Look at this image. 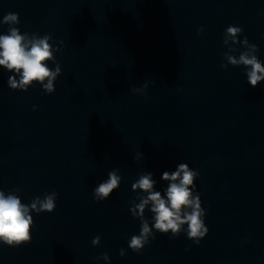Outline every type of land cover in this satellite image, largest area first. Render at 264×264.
Wrapping results in <instances>:
<instances>
[{"label": "clouds", "instance_id": "obj_1", "mask_svg": "<svg viewBox=\"0 0 264 264\" xmlns=\"http://www.w3.org/2000/svg\"><path fill=\"white\" fill-rule=\"evenodd\" d=\"M0 23L8 25L7 32L0 34V68L14 73L7 80L8 87L26 92L30 87L39 84L46 94L54 93L55 81L62 74V69L55 56L61 49L54 47L56 42L53 36L45 34L41 37L39 33H21L16 27L20 24L18 13L10 12L4 15ZM203 31V27H200L197 29V35H202ZM243 31L242 27L234 25H229L225 29L223 44L228 46V51L223 53V59L227 63L221 64V68L227 69L228 65L243 66L247 83L255 88L264 82V62L256 55L259 51L258 46L250 43L247 36L243 41L239 40ZM60 44H63V41ZM238 44L246 50L240 51L235 47ZM236 53H239L238 58ZM49 62L55 64L54 69L49 67ZM149 83L153 81H146L143 87L132 88V93L146 96ZM35 109L36 106H33L34 111ZM142 156V153H138L134 159L139 160ZM118 173L119 169L109 171L107 179L94 187L95 201L109 199L114 190L120 187L122 177ZM199 176L200 173L190 168L187 163H179L174 171L166 170L162 173L161 180L168 182L163 195L161 191L154 190L157 181L153 178L152 172L141 173L132 183V189L141 190L131 202L130 209L131 215L140 221L139 234L132 235L128 241V246L133 252L142 254L145 246L156 239L155 233L171 234L170 238H178L184 232L189 240L196 245L200 244L208 234L209 228L205 223L206 209L202 207V194L196 190V180ZM18 191L19 189H14L6 194L0 190V245L12 248L31 243L32 229L35 226L31 213L33 211L37 214L52 213L56 208L58 196L55 191L46 192L43 198L37 196L30 204H25L15 194ZM136 200H139V203H136ZM149 204H151L149 211L152 213L151 226L150 221L145 218V209ZM100 242L101 237L96 236L92 240V245L98 246ZM119 254L124 257L125 249L121 248ZM96 259L109 262L107 253Z\"/></svg>", "mask_w": 264, "mask_h": 264}]
</instances>
